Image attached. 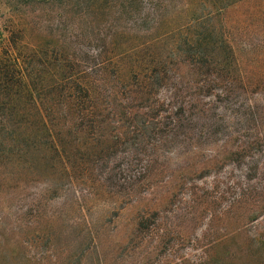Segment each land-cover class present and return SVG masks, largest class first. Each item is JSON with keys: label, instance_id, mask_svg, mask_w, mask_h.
<instances>
[{"label": "trees", "instance_id": "16d2710c", "mask_svg": "<svg viewBox=\"0 0 264 264\" xmlns=\"http://www.w3.org/2000/svg\"><path fill=\"white\" fill-rule=\"evenodd\" d=\"M23 1L0 38V193L20 196L37 219L42 197L67 193L77 208L107 200L115 176L95 171H125L130 203L172 150L228 145L240 175L218 194L237 212L234 239L250 234L222 264H264V73L243 65L222 18L249 0H32L61 11L45 28L24 21ZM40 178L43 195L25 201ZM136 220L143 241L177 258L168 264L220 262L215 243L192 260L178 255L156 211Z\"/></svg>", "mask_w": 264, "mask_h": 264}, {"label": "rangeland", "instance_id": "374dc122", "mask_svg": "<svg viewBox=\"0 0 264 264\" xmlns=\"http://www.w3.org/2000/svg\"><path fill=\"white\" fill-rule=\"evenodd\" d=\"M14 2L0 0V38L7 36L4 25ZM19 7L24 21L33 27L45 28L49 20L56 25V16L61 13L53 3L24 0ZM262 11L264 0H249L229 7L222 17L223 25L230 27L243 65L256 75L264 73ZM251 12L256 14L249 15ZM192 150L176 148L167 153L150 171L148 190L137 191L130 203L123 180L125 171H95L97 175L115 176L108 190L111 194L107 200H80L82 209L73 203L67 205L68 199L63 197L70 196L67 193L60 197L50 194L52 200L48 195L42 197L45 216L37 219L34 214L25 215L29 212L20 196L0 193V264H168L177 258L168 261L169 254L157 247L158 242L143 241V233L135 229L141 213L154 211L161 227L171 231L178 255L192 260L215 243L216 258L222 264L223 256L237 253L240 247L236 243H247L245 236L250 234L247 229L234 239L240 223L237 212L227 210L231 197L218 194L225 189L223 183L230 184L227 178L235 179L240 173L228 159V145L216 143ZM40 179L26 189L25 201L29 196L39 199L43 195L46 182ZM49 216L54 217V227L47 220ZM226 233L229 235L221 241Z\"/></svg>", "mask_w": 264, "mask_h": 264}]
</instances>
